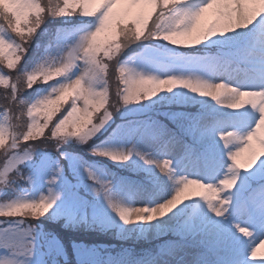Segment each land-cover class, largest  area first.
<instances>
[{"label":"snow or ice","instance_id":"obj_1","mask_svg":"<svg viewBox=\"0 0 264 264\" xmlns=\"http://www.w3.org/2000/svg\"><path fill=\"white\" fill-rule=\"evenodd\" d=\"M261 248L264 0H0V264Z\"/></svg>","mask_w":264,"mask_h":264},{"label":"trees","instance_id":"obj_2","mask_svg":"<svg viewBox=\"0 0 264 264\" xmlns=\"http://www.w3.org/2000/svg\"><path fill=\"white\" fill-rule=\"evenodd\" d=\"M48 150H52L49 148ZM47 224V222H45ZM61 236L65 238L67 242V236L65 233L61 231ZM76 238L83 240L84 243L89 244H101L105 246H109L115 249L121 248H132L137 253L142 250L152 249L157 243L162 242L164 239H168V237H162L159 240L155 238L148 239H136V240H120L115 235L111 233H92V234H76ZM71 258V257H70Z\"/></svg>","mask_w":264,"mask_h":264},{"label":"rangeland","instance_id":"obj_3","mask_svg":"<svg viewBox=\"0 0 264 264\" xmlns=\"http://www.w3.org/2000/svg\"><path fill=\"white\" fill-rule=\"evenodd\" d=\"M258 243H259V242H258ZM260 252H261V253H264V248H263V249L261 248V249H260Z\"/></svg>","mask_w":264,"mask_h":264}]
</instances>
